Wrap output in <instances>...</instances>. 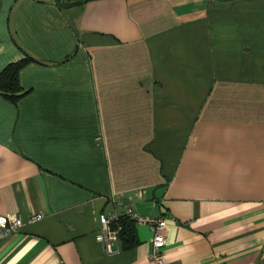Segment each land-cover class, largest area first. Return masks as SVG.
<instances>
[{
  "label": "crops",
  "instance_id": "1",
  "mask_svg": "<svg viewBox=\"0 0 264 264\" xmlns=\"http://www.w3.org/2000/svg\"><path fill=\"white\" fill-rule=\"evenodd\" d=\"M78 1L0 0V72L34 58L0 95V264H153L148 224L97 241L128 207L168 264H264V0Z\"/></svg>",
  "mask_w": 264,
  "mask_h": 264
},
{
  "label": "built area",
  "instance_id": "2",
  "mask_svg": "<svg viewBox=\"0 0 264 264\" xmlns=\"http://www.w3.org/2000/svg\"><path fill=\"white\" fill-rule=\"evenodd\" d=\"M139 224H148L153 231V237L150 240L151 251L149 258L153 264H168L163 255V248L166 245V237L163 231L167 229V221L165 218H155L150 216H143L134 212L132 208H126L125 214ZM117 212L102 213L100 221L102 224L101 232L96 235L102 250L107 254H116L121 251L120 231L123 226L120 223L122 218ZM37 218L42 215L38 214ZM24 224V221L16 215L0 214V236L7 237L17 231Z\"/></svg>",
  "mask_w": 264,
  "mask_h": 264
},
{
  "label": "trees",
  "instance_id": "3",
  "mask_svg": "<svg viewBox=\"0 0 264 264\" xmlns=\"http://www.w3.org/2000/svg\"><path fill=\"white\" fill-rule=\"evenodd\" d=\"M221 1H230V0H221ZM77 2L80 1L77 0ZM32 61H34L33 57L26 56V58L22 60L9 63L0 72V95L5 97L13 104L18 103V101L28 92L21 85L20 72L23 69V67H25L27 64H29ZM120 223L123 226L119 234L122 249H128L134 247L138 243L135 221L127 216H122V218L120 219Z\"/></svg>",
  "mask_w": 264,
  "mask_h": 264
},
{
  "label": "water",
  "instance_id": "4",
  "mask_svg": "<svg viewBox=\"0 0 264 264\" xmlns=\"http://www.w3.org/2000/svg\"><path fill=\"white\" fill-rule=\"evenodd\" d=\"M56 3L61 7L69 8L74 6L77 3V1L56 0Z\"/></svg>",
  "mask_w": 264,
  "mask_h": 264
}]
</instances>
